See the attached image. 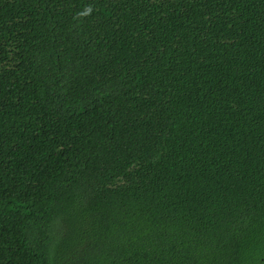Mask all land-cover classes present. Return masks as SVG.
I'll list each match as a JSON object with an SVG mask.
<instances>
[{
  "label": "trees",
  "instance_id": "obj_1",
  "mask_svg": "<svg viewBox=\"0 0 264 264\" xmlns=\"http://www.w3.org/2000/svg\"><path fill=\"white\" fill-rule=\"evenodd\" d=\"M0 264H264V0H0Z\"/></svg>",
  "mask_w": 264,
  "mask_h": 264
}]
</instances>
